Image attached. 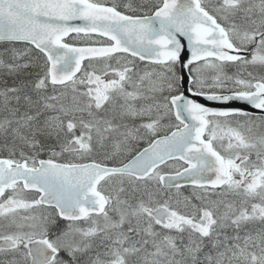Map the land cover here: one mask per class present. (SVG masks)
I'll return each instance as SVG.
<instances>
[{"label": "snow or ice", "instance_id": "obj_1", "mask_svg": "<svg viewBox=\"0 0 264 264\" xmlns=\"http://www.w3.org/2000/svg\"><path fill=\"white\" fill-rule=\"evenodd\" d=\"M0 264H264V0H0Z\"/></svg>", "mask_w": 264, "mask_h": 264}, {"label": "water", "instance_id": "obj_2", "mask_svg": "<svg viewBox=\"0 0 264 264\" xmlns=\"http://www.w3.org/2000/svg\"><path fill=\"white\" fill-rule=\"evenodd\" d=\"M185 44H186V42H185ZM197 99H198L201 103L206 104V106L221 108L220 105H219L220 103H215V102L205 101V100H203V98H197ZM240 103H241V102H236L235 106L241 108V106H243V103H242V105H240Z\"/></svg>", "mask_w": 264, "mask_h": 264}, {"label": "flooded vegetation", "instance_id": "obj_3", "mask_svg": "<svg viewBox=\"0 0 264 264\" xmlns=\"http://www.w3.org/2000/svg\"><path fill=\"white\" fill-rule=\"evenodd\" d=\"M235 104H236V102H231L230 104H227V105H225V104H219V105H220L221 108H222V107L239 108V107L235 106ZM240 105H242V103H240ZM247 107H248L247 105L243 104V106H241L240 109H245V108H247Z\"/></svg>", "mask_w": 264, "mask_h": 264}]
</instances>
